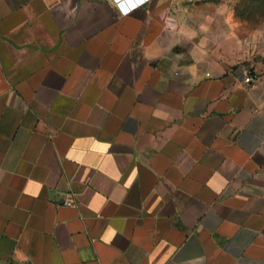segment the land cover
<instances>
[{
  "label": "crops",
  "instance_id": "1",
  "mask_svg": "<svg viewBox=\"0 0 264 264\" xmlns=\"http://www.w3.org/2000/svg\"><path fill=\"white\" fill-rule=\"evenodd\" d=\"M222 2L0 0V264H264L262 8Z\"/></svg>",
  "mask_w": 264,
  "mask_h": 264
},
{
  "label": "clouds",
  "instance_id": "2",
  "mask_svg": "<svg viewBox=\"0 0 264 264\" xmlns=\"http://www.w3.org/2000/svg\"><path fill=\"white\" fill-rule=\"evenodd\" d=\"M148 2H150V0H140L141 4L148 3ZM230 3H232V2H230ZM177 4L181 9V14L177 19V23L183 24L185 17L188 14V9L186 7H183V0H177ZM229 4H225V0H223V2L221 4L215 5V9L218 12V10L221 7L228 8L234 22L240 24L241 22L236 21L234 19V12L229 7ZM218 15H223V13L218 12ZM210 19H211L210 17L206 16V17H204V21L199 22V23L193 22L192 24H190L189 27L195 35L192 36L190 39H188L187 42L190 43L192 39L199 38V39H202L204 41V44L206 46L208 43V39H209L208 34L211 31ZM251 25L253 27H252L251 31L247 34L246 45H247V47H248V49L252 55H259V56L264 57V20L260 21L257 24H251ZM185 42L186 41H185V36H184V30L181 29L180 32L178 33L177 37H176V41H175L173 47L183 46V44ZM177 56L182 58V54H177Z\"/></svg>",
  "mask_w": 264,
  "mask_h": 264
},
{
  "label": "rangeland",
  "instance_id": "3",
  "mask_svg": "<svg viewBox=\"0 0 264 264\" xmlns=\"http://www.w3.org/2000/svg\"><path fill=\"white\" fill-rule=\"evenodd\" d=\"M253 2H256L255 6L260 7L262 9L257 10H250V11H237L236 15L240 18H247L254 21H262L264 20V0H253Z\"/></svg>",
  "mask_w": 264,
  "mask_h": 264
},
{
  "label": "built area",
  "instance_id": "4",
  "mask_svg": "<svg viewBox=\"0 0 264 264\" xmlns=\"http://www.w3.org/2000/svg\"><path fill=\"white\" fill-rule=\"evenodd\" d=\"M118 6H120V8L122 9V11L124 13H128L130 11H132L133 9L137 8L138 6L142 5L140 3V0H116ZM253 80L252 75L248 74L245 77V81L246 82H251ZM65 203L67 204H71L72 201L71 200H65Z\"/></svg>",
  "mask_w": 264,
  "mask_h": 264
}]
</instances>
